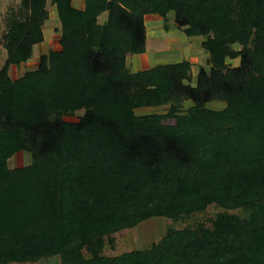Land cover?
Listing matches in <instances>:
<instances>
[{"label":"trees","instance_id":"trees-1","mask_svg":"<svg viewBox=\"0 0 264 264\" xmlns=\"http://www.w3.org/2000/svg\"><path fill=\"white\" fill-rule=\"evenodd\" d=\"M49 4L61 48L15 79L11 66L45 40ZM84 4L21 0L7 12L0 264H264V0ZM147 14L203 36L211 70L196 85L190 60L130 70L128 56L147 50ZM21 151L30 163L10 167ZM157 216L170 220L158 241L115 254L117 233Z\"/></svg>","mask_w":264,"mask_h":264},{"label":"rangeland","instance_id":"rangeland-1","mask_svg":"<svg viewBox=\"0 0 264 264\" xmlns=\"http://www.w3.org/2000/svg\"><path fill=\"white\" fill-rule=\"evenodd\" d=\"M21 0H0V69L3 67L7 59V50L3 45L4 35L7 30L6 16L10 7H17ZM84 0H73L76 7H80ZM50 18L44 26L45 40L34 47V55L29 61L22 63L19 66L13 65L10 68V75L13 78H18L25 71L38 67L41 57L48 54L52 50L61 48V22L55 6L49 4ZM171 24H174V14H170ZM107 18V13H103L99 17L100 22H104ZM145 24L147 30V50L142 54H131L127 58V64L131 71H139L151 68L157 64L176 63L183 60L192 62V85H196L197 77L202 68L206 71L211 70V65L208 63L209 55L202 47L203 36H187L182 30L172 28L167 31L164 27V19L158 14H147L145 16ZM228 62L236 66L239 64V59H229ZM192 104L191 100L185 102L186 106ZM209 107L221 109L226 106L223 101H211ZM164 108L146 107L139 108L137 112L150 113L154 111H163ZM84 111L79 110L74 116H67L70 121H78ZM171 122V121H169ZM30 163V155L25 151L16 153L10 160L9 166L20 167ZM219 209L213 205L209 206L207 214L203 215L204 221L209 220L214 216ZM170 220L164 216L149 218L134 228L125 229L116 234L118 240V249L115 254H120L124 251L132 249H140L150 245L152 242L158 241L166 229ZM108 253L112 251L107 250ZM22 264V263H11ZM30 264V263H27ZM35 264H61L59 256L42 259Z\"/></svg>","mask_w":264,"mask_h":264},{"label":"crops","instance_id":"crops-1","mask_svg":"<svg viewBox=\"0 0 264 264\" xmlns=\"http://www.w3.org/2000/svg\"><path fill=\"white\" fill-rule=\"evenodd\" d=\"M84 6H85V4L83 3V4H81V6H80V7H78V8H81V9H83V8H84Z\"/></svg>","mask_w":264,"mask_h":264}]
</instances>
